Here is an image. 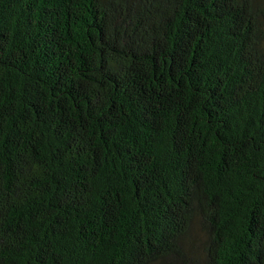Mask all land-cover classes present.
Returning <instances> with one entry per match:
<instances>
[{
    "label": "trees",
    "instance_id": "1",
    "mask_svg": "<svg viewBox=\"0 0 264 264\" xmlns=\"http://www.w3.org/2000/svg\"><path fill=\"white\" fill-rule=\"evenodd\" d=\"M0 264H264V0H0Z\"/></svg>",
    "mask_w": 264,
    "mask_h": 264
}]
</instances>
